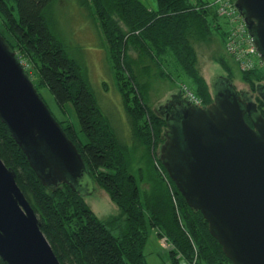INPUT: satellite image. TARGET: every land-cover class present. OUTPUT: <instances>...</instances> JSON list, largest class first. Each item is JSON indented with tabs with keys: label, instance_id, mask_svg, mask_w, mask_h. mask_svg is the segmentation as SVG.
Segmentation results:
<instances>
[{
	"label": "trees",
	"instance_id": "obj_1",
	"mask_svg": "<svg viewBox=\"0 0 264 264\" xmlns=\"http://www.w3.org/2000/svg\"><path fill=\"white\" fill-rule=\"evenodd\" d=\"M78 1L93 8L106 38L114 78L131 123L132 146L122 141L83 66L67 53L46 21L44 10L53 0H0V35L32 80L33 75L38 78V85L34 81L38 91L39 85L49 86L62 108L67 102L73 104L87 140L72 122L58 121L81 153L87 174L119 208L118 214L101 219L85 201L79 183L44 185L0 117V155L16 171L17 183L56 255L62 264H149L143 248L151 229L158 228L171 245V264H234L210 233L201 211L187 203L170 178L161 156L173 193L154 165L152 149H159L168 125L177 122L185 101L183 92L179 90L154 110L148 103L151 83L142 82L149 67L146 59L159 69L161 78L168 75L164 63L172 61L192 79L203 106L210 105L213 93L200 71L193 39L209 40L219 30V15L209 1L157 0V9L141 0ZM131 49L137 52L136 58ZM216 60L233 82L229 59L221 55ZM241 74L251 90L264 89V76L258 69ZM254 105L264 116V96L258 95ZM140 150L143 155L135 163V152ZM0 264L8 263L0 256Z\"/></svg>",
	"mask_w": 264,
	"mask_h": 264
},
{
	"label": "water",
	"instance_id": "obj_2",
	"mask_svg": "<svg viewBox=\"0 0 264 264\" xmlns=\"http://www.w3.org/2000/svg\"><path fill=\"white\" fill-rule=\"evenodd\" d=\"M264 59V0H236ZM206 107L187 103L169 124L161 160L187 203L234 264H264V116L234 83ZM0 117L44 185L80 184L86 163L0 35ZM0 155V256L8 264H62Z\"/></svg>",
	"mask_w": 264,
	"mask_h": 264
},
{
	"label": "rangeland",
	"instance_id": "obj_3",
	"mask_svg": "<svg viewBox=\"0 0 264 264\" xmlns=\"http://www.w3.org/2000/svg\"><path fill=\"white\" fill-rule=\"evenodd\" d=\"M141 1L150 9H157V0ZM207 1L212 3L214 0H193L194 3ZM13 4L16 6L15 1ZM14 12L18 16L17 7ZM44 15L67 53L75 58L88 74L91 86L102 108L110 117L122 141L132 146L131 123L124 109L121 92L114 78L108 57L107 41L99 21L94 15L93 8L80 4L78 0H53L44 10ZM219 23V30H214L209 40L193 39V44L198 52L200 71L208 82L214 97V86L220 84L219 79L222 76H227V72L216 60L219 56L224 55L231 63L232 79L236 88L255 99L256 91L251 90L249 84L243 80L242 71H240L238 64L227 53L225 48L222 32L224 34L227 25L223 17H220ZM130 54L134 58L137 57V52L134 49L130 50ZM145 64L149 65V67L147 68L148 72L142 76V82L150 81L151 83L148 103L154 110L166 105L172 95L177 94L181 90L182 84H187L193 88L192 79L176 63L172 61L164 63L163 67L168 74L165 78L159 76V69L155 64L150 63L147 59ZM258 73L264 76V65L258 69ZM33 79L38 85V78L33 75ZM38 87L40 94L54 116L59 121H66L64 125L72 122L79 136L86 141L87 138L81 131V124L73 104L67 102L65 107L62 108L49 86L39 85ZM162 145L159 146L158 150L153 148L158 158L161 156ZM142 155L143 150L136 151L134 162L140 161ZM80 183L82 187L81 193L85 201L99 218L106 219L119 213L118 206L111 200L108 192L92 180L87 173L83 175ZM159 232L158 228L151 229L143 248L145 259L149 264H171V245L166 241L165 237L162 238L159 235Z\"/></svg>",
	"mask_w": 264,
	"mask_h": 264
},
{
	"label": "built area",
	"instance_id": "obj_4",
	"mask_svg": "<svg viewBox=\"0 0 264 264\" xmlns=\"http://www.w3.org/2000/svg\"><path fill=\"white\" fill-rule=\"evenodd\" d=\"M210 6L216 10L219 17H223L225 20L227 25V29L224 31L225 48L227 53L238 64L240 71L248 72L261 68L264 65V59L255 44V38L250 32L249 26L239 10L236 0H214L210 3ZM180 89L187 102L196 107H204L202 99L194 92L192 87L182 84ZM152 156L157 169L168 181L159 158L155 155L153 149ZM169 186L173 193L170 183ZM173 199L176 203L175 196Z\"/></svg>",
	"mask_w": 264,
	"mask_h": 264
},
{
	"label": "flooded vegetation",
	"instance_id": "obj_5",
	"mask_svg": "<svg viewBox=\"0 0 264 264\" xmlns=\"http://www.w3.org/2000/svg\"><path fill=\"white\" fill-rule=\"evenodd\" d=\"M228 84H224V81L220 82V84H216L214 86V98L219 95L222 91H224L227 88ZM236 87V86H235ZM238 90V89H237ZM238 92L242 95L243 98H245L248 102H249V112L246 114V118L249 119V123L253 126V122H252V117H257L258 116V112H257V108L255 107L254 103L255 100L257 98V96L262 95L264 96V89L261 90H257L256 93V97L255 99H253L251 96L247 95L245 92L238 90ZM187 103L189 105H192L191 103L187 102L186 100L184 101V104ZM169 131V127H167L166 131H165V135L166 137L168 136L167 132ZM167 139V138H166Z\"/></svg>",
	"mask_w": 264,
	"mask_h": 264
},
{
	"label": "bare ground",
	"instance_id": "obj_6",
	"mask_svg": "<svg viewBox=\"0 0 264 264\" xmlns=\"http://www.w3.org/2000/svg\"><path fill=\"white\" fill-rule=\"evenodd\" d=\"M25 68V67H24ZM62 184V183H61Z\"/></svg>",
	"mask_w": 264,
	"mask_h": 264
}]
</instances>
